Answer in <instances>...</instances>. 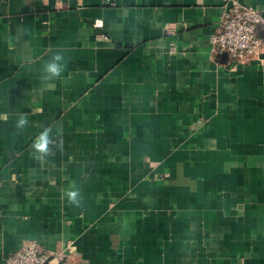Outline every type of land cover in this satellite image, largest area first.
Instances as JSON below:
<instances>
[{
    "label": "crops",
    "instance_id": "1",
    "mask_svg": "<svg viewBox=\"0 0 264 264\" xmlns=\"http://www.w3.org/2000/svg\"><path fill=\"white\" fill-rule=\"evenodd\" d=\"M234 2L264 17V0H0V264L27 242L264 264V50L209 47Z\"/></svg>",
    "mask_w": 264,
    "mask_h": 264
},
{
    "label": "built area",
    "instance_id": "2",
    "mask_svg": "<svg viewBox=\"0 0 264 264\" xmlns=\"http://www.w3.org/2000/svg\"><path fill=\"white\" fill-rule=\"evenodd\" d=\"M166 30L168 29L165 26ZM264 28V17L252 6L237 2L223 11L218 26L209 38L210 53H226L237 63L260 58L264 50V36L259 37L258 29ZM64 251H46L35 242L25 243L17 252L10 255L1 264H81L74 262V248L67 246Z\"/></svg>",
    "mask_w": 264,
    "mask_h": 264
},
{
    "label": "clouds",
    "instance_id": "3",
    "mask_svg": "<svg viewBox=\"0 0 264 264\" xmlns=\"http://www.w3.org/2000/svg\"><path fill=\"white\" fill-rule=\"evenodd\" d=\"M62 57L60 55H56L52 58L44 66V72L47 74L48 78L58 77L63 71V64L61 63ZM27 123V119L25 117H21L17 121V127L23 128ZM34 148L38 153H44L47 150V132L43 133L38 141L35 143ZM69 198L75 202V198L77 196L76 192H69Z\"/></svg>",
    "mask_w": 264,
    "mask_h": 264
},
{
    "label": "water",
    "instance_id": "4",
    "mask_svg": "<svg viewBox=\"0 0 264 264\" xmlns=\"http://www.w3.org/2000/svg\"><path fill=\"white\" fill-rule=\"evenodd\" d=\"M59 264H66V262L65 261H61Z\"/></svg>",
    "mask_w": 264,
    "mask_h": 264
}]
</instances>
